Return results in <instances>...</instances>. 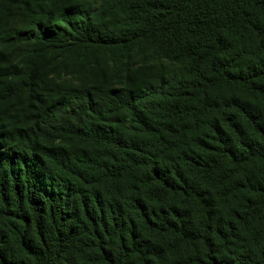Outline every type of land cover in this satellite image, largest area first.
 <instances>
[{"label": "trees", "instance_id": "1", "mask_svg": "<svg viewBox=\"0 0 264 264\" xmlns=\"http://www.w3.org/2000/svg\"><path fill=\"white\" fill-rule=\"evenodd\" d=\"M0 264H264V0H0Z\"/></svg>", "mask_w": 264, "mask_h": 264}]
</instances>
